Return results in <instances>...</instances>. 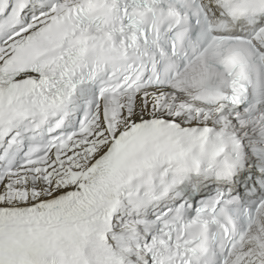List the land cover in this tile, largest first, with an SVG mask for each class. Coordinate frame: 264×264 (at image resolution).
<instances>
[{"label":"snow or ice","instance_id":"1","mask_svg":"<svg viewBox=\"0 0 264 264\" xmlns=\"http://www.w3.org/2000/svg\"><path fill=\"white\" fill-rule=\"evenodd\" d=\"M0 264H264V0H0Z\"/></svg>","mask_w":264,"mask_h":264}]
</instances>
